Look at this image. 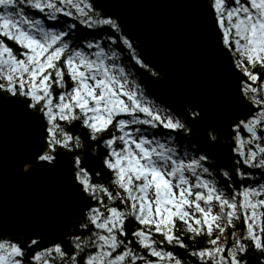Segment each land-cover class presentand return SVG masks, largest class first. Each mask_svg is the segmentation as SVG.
<instances>
[{"label": "snow or ice", "instance_id": "6c2138e0", "mask_svg": "<svg viewBox=\"0 0 264 264\" xmlns=\"http://www.w3.org/2000/svg\"><path fill=\"white\" fill-rule=\"evenodd\" d=\"M211 7L223 43L235 46L240 63L246 59L248 65H264V0H212ZM60 14L89 28L117 27L110 17L100 15L90 0H0V112L19 107L23 120L22 110H40L47 124L45 136L41 137L38 129L32 149L18 162V171L21 175L36 172L29 161L37 159L49 162L45 173L62 169L74 205L87 207L79 227L91 231L87 236H74L69 241L70 252L59 243L33 252L36 240L26 236L25 247L6 238L8 234L0 228V264H25V260L29 264H182L173 251L158 246L175 241L186 247L175 235L177 220L190 232L207 229L213 247L191 253L201 264L208 258L211 264H247L244 257L250 247L264 255V98H257L258 89L251 85L244 89V95L251 93L249 102L259 110L249 108L239 120H234L228 109L240 102L228 95L221 100V126L230 125L232 152L243 165L257 170L235 167L242 183L239 188L229 184V193L211 178L206 152L179 146L174 131L187 133L189 129L166 109L147 102L138 84L130 82L117 63L115 51L109 49V55L96 39L75 40V24L51 27L45 23V19L57 21ZM244 72L250 80H257L248 67ZM54 87L61 91L54 93ZM57 117L61 121L79 119L92 139L102 138L106 148L103 164L112 172V183L122 191L114 195L104 185L93 184L86 169L79 168V157L64 160L60 148L72 147L73 137L55 123ZM160 128L169 131L157 134L154 130ZM205 135L210 142L216 140L211 131ZM72 163L78 168L74 175ZM220 172L231 180L226 170ZM245 178L253 183L245 186ZM98 189L107 193L108 201L119 199L125 207L103 203L104 197L96 196ZM89 197L96 201L91 207L86 204ZM213 202L219 206L216 214L212 213ZM241 214L246 228L243 235L236 237L233 232L230 246L217 245L219 237L211 238L213 224L224 232L219 221L226 219L231 224ZM129 219L137 225L130 231L125 227ZM129 235L136 247L132 239H126Z\"/></svg>", "mask_w": 264, "mask_h": 264}, {"label": "water", "instance_id": "95a60500", "mask_svg": "<svg viewBox=\"0 0 264 264\" xmlns=\"http://www.w3.org/2000/svg\"><path fill=\"white\" fill-rule=\"evenodd\" d=\"M92 1L131 31L169 88L195 103L227 148L230 125L221 126L222 98L228 95L240 102L228 109L234 120L255 107L236 94L238 81L224 59L205 0ZM19 111V107H11L0 112V228L8 238L25 241L26 236L62 239L79 232L73 217L87 207L74 205L63 170L45 173L48 165L37 167L29 161L36 172L21 175L18 171V162L32 149L38 129L43 137L39 112L27 116L29 109L22 110V120ZM60 153L65 161H73L64 149ZM70 167L74 169L73 163ZM86 204L90 206V197ZM245 258L248 264H263L255 254L247 253Z\"/></svg>", "mask_w": 264, "mask_h": 264}, {"label": "trees", "instance_id": "16d2710c", "mask_svg": "<svg viewBox=\"0 0 264 264\" xmlns=\"http://www.w3.org/2000/svg\"><path fill=\"white\" fill-rule=\"evenodd\" d=\"M205 1L208 9V15L212 23L215 35L218 41L220 42L223 50L224 59L230 65L238 81V88L236 93H238V95L244 98L249 99L251 93H249V96H245L244 89L251 85L252 87H256L258 89V92L256 93L257 98H264V65H248L247 61L243 60V63H246L248 69L257 74V80L252 81L245 75V72L241 67L242 63H240V56L238 55L235 46L233 44L226 45L223 43L220 27L215 20L214 10L211 7L212 0ZM90 2L92 3L96 11L100 13L101 16L110 17L113 22L117 25V27L114 29L111 26H96L89 28L87 26L80 25L74 17L69 18L63 14L59 15V19L57 21L45 19V23L51 27H60L66 24H75L76 27L72 33L75 40L79 41L84 39H96L101 42L106 51H109V49L110 51H115L117 54V63L121 67L125 66L129 69L128 73L126 74L129 76L130 81L134 80L138 84L140 90L145 94L147 102L149 100L156 101L162 108L166 109L169 113H171V115L175 119H178L189 129V132L187 133L183 132L182 130L174 131L173 134L179 146L182 149L188 148L190 152L196 150L206 152L210 157V160L208 161V166L213 170V175L211 178L215 179L219 185L224 186L226 191L229 193L232 191V189L228 187L229 184H235L236 187L239 188L242 181L239 177L235 175V167H241L245 171H252L254 173H256L257 170L251 169L248 166L243 165L242 161H238L237 154L232 152V147L234 146L232 132L230 131V134L228 135L229 146L225 148L221 144L219 133L209 125L206 120L205 114L197 108L195 103L187 97L175 93L169 88L166 80L162 77L160 69L157 67V65L151 62L148 52L133 38L131 31L126 28L118 18L106 14L105 12L100 10L93 1L90 0ZM109 36H113L115 37V39L113 41H109ZM125 41H127V43H125ZM13 47L16 51H22V49H19L15 45H13ZM137 61H139V63ZM53 91L54 93L58 94L61 89H57L54 87ZM256 108L258 111L259 106L256 105ZM35 110L39 112L40 119L42 121V135L44 137L47 124L40 110L38 108H29V114L27 115H30ZM75 111L78 112V109H76ZM55 123L57 125H60L64 131L68 132L73 137L72 147L67 150H64L70 155L73 160L76 157H79V168L86 169L89 174L88 179H90L93 184L104 185L110 192L115 195V193L118 192L119 189L114 183H112L111 170L107 169V167L103 164V157L106 155V148L101 143L102 138H97L95 140L92 139L89 135V129H87L79 119L61 121L57 117L55 118ZM154 131L157 134H161L169 130L160 128L155 129ZM206 131H211L216 136V140L214 142H210L208 140L205 135ZM108 135H111V133H105L104 138H106ZM242 135H246L245 132H242ZM77 136L80 138L79 147H76ZM48 163L49 162H41L38 159L32 161V164L37 167L46 166L48 165ZM74 166L75 168L73 171V175L75 171L78 170L77 165L75 163ZM221 168H223L229 173L231 180H229L228 177L222 175V173L220 172ZM253 179L256 180V182H259L258 177H254ZM249 183H253V180L245 178L243 184L247 186ZM96 196H103V203L105 204H111L113 206H117L118 208L125 207V205L120 203L119 199L108 201L107 193H105L103 189H98L96 192ZM95 203L96 201L92 200L91 206H93ZM86 214L87 211L81 215H75L73 217L74 222L80 225L82 222H84ZM243 223L244 220L242 215L241 218L235 221V225L232 227V229L234 231L239 230L240 234L243 235ZM135 226H137L136 222L132 219H129L125 225L126 229H128L129 231ZM79 230L80 232L76 235H72V238L74 236H87L91 231V229L87 231L82 230L80 227ZM227 231H229V229ZM175 235L179 236L180 239L183 240L186 247H180L178 244L175 243V241L170 245L165 243L164 245L158 246L165 247L166 250L173 251L176 256L181 259L182 264H201L198 257L191 255V253L194 250H198L203 247L210 248L211 244L208 243L210 237L207 233V229L204 228V230L200 233L190 232L184 228V225L179 220H177ZM211 238H215V235L212 234ZM126 239H132V246L136 247L134 238L129 235L128 237H126ZM156 239L157 241H159L160 237L156 235ZM14 241L22 243L20 240ZM229 242L230 241H227V244ZM56 243L63 245L64 250L67 252H70L72 248V245L69 244V242H66L65 239L45 237L43 239L40 238L37 241L35 248H31V251L34 252L37 249H42L44 247ZM22 244L25 247H28V244ZM137 251L143 250L137 248ZM248 252L252 255H257L264 262V255H262L259 250L250 247L248 249ZM143 254L145 256H150V254H148L146 251H143ZM150 258L155 259V257ZM25 263L27 264L29 263V261L25 260ZM58 263L59 262H57V264ZM204 264H211V259H206Z\"/></svg>", "mask_w": 264, "mask_h": 264}, {"label": "rangeland", "instance_id": "374dc122", "mask_svg": "<svg viewBox=\"0 0 264 264\" xmlns=\"http://www.w3.org/2000/svg\"><path fill=\"white\" fill-rule=\"evenodd\" d=\"M92 1V0H91ZM206 2V1H205ZM97 5V4H96ZM206 7H207V5H206ZM208 10V9H207ZM141 45V44H140ZM142 46V45H141ZM237 51V50H236ZM237 53H238V51H237ZM238 55H239V53H238ZM245 61H246V59H244ZM262 66V65H261ZM241 67H242V69H243V71H244V68L245 67H247V65H246V63L244 62V63H242V65H241ZM124 69H125V73H128V68L127 67H123ZM129 81H130V79H129ZM131 82V81H130ZM264 90V89H263ZM150 105H156V106H159L158 104H157V102L155 101V102H152L151 100H150V102H148ZM27 116H29V115H27ZM175 119V118H174ZM31 164H32V162H31ZM73 166H74V163H73ZM74 168H75V166H74ZM22 169L24 170V166L22 167ZM74 170V169H73ZM119 191H122V190H120L119 189ZM91 199V198H90ZM91 204H92V199H91ZM91 204H90V206H91ZM89 206V207H90ZM87 211V209L83 212V213H85ZM153 211H154V204H153ZM219 212V206H218V204L217 203H215V202H213V204H212V213L213 214H216V213H218ZM196 215H199L198 213L196 214ZM242 217V215H240L239 216V218H241ZM239 218H234L233 220H232V222H231V224H228L227 223V220L225 219V220H221V221H219V223H220V225H221V227H224V232H220L219 231V229L217 228V227H215V223L213 224V228H212V234H214L215 235V237H219V239L216 241V243H217V245H219V244H223V245H225L226 247L227 246H230L232 243H233V236H232V233L234 232L235 234H236V237H240V236H242L241 234H240V232H239V230H233L232 229V227L235 225V221H237ZM243 227H244V231L246 230V228H245V225H244V223H243ZM78 229H79V226L77 227ZM229 229V231H227ZM259 231H260V229L259 228H257V233L259 234ZM80 232V231H79ZM79 232H77V233H79ZM71 235H74L73 233H71ZM6 238H8V237H6ZM10 239H13V238H10ZM34 240H36V241H38L40 238H37V237H34L33 238ZM43 239V238H42ZM13 240H20L22 243H24V244H26L27 245V241H25L24 239L22 240V237H20V239H13ZM227 241H230L228 244H227ZM28 246V245H27ZM210 247H213V245H211ZM226 252V251H225ZM247 253H249V252H247ZM245 258V257H244ZM156 259V258H155ZM211 259V258H210ZM245 261H246V258H245ZM26 264V263H25Z\"/></svg>", "mask_w": 264, "mask_h": 264}, {"label": "bare ground", "instance_id": "6f19581e", "mask_svg": "<svg viewBox=\"0 0 264 264\" xmlns=\"http://www.w3.org/2000/svg\"><path fill=\"white\" fill-rule=\"evenodd\" d=\"M220 43V42H219ZM220 46H221V44H220ZM222 48V47H221ZM224 56V55H223ZM240 56V55H239ZM236 57V56H235ZM240 59H241V57H239ZM230 66V65H229ZM234 74V73H233ZM235 76V75H234ZM236 78V77H235ZM175 92V91H174ZM237 92V91H236ZM237 95H238V93H236ZM180 95V94H179ZM183 96V95H182ZM185 97V96H184ZM238 97H240L241 99H246L247 101H248V103L250 104V105H252L253 107H255V111H257V108H256V105L255 104H251L250 102H249V99H247V98H244V97H242V96H240V95H238ZM188 98V97H187ZM188 99H190V98H188ZM191 100V99H190ZM192 101V100H191ZM243 117H238L236 120H239V119H242ZM230 131H231V128H230ZM77 224V227L79 226V224L78 223H76ZM76 234H78L77 232L76 233H74V235H76ZM71 238H72V235H71V233L68 235V236H65L64 238H62V239H65L66 240V242H69L70 240H71ZM71 251V250H70ZM260 259V258H259ZM261 260V259H260ZM262 261V260H261ZM27 264H29V263H27ZM59 264V263H58ZM264 264V263H263Z\"/></svg>", "mask_w": 264, "mask_h": 264}]
</instances>
